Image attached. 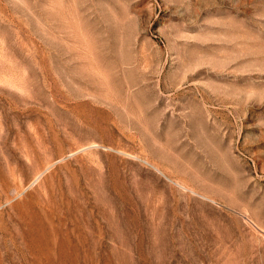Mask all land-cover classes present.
Returning a JSON list of instances; mask_svg holds the SVG:
<instances>
[{"label": "rangeland", "instance_id": "374dc122", "mask_svg": "<svg viewBox=\"0 0 264 264\" xmlns=\"http://www.w3.org/2000/svg\"><path fill=\"white\" fill-rule=\"evenodd\" d=\"M0 264H264V0H0Z\"/></svg>", "mask_w": 264, "mask_h": 264}]
</instances>
